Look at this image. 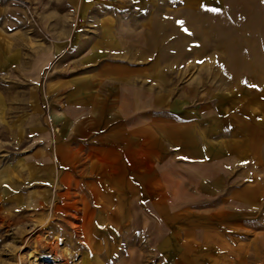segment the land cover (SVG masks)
<instances>
[{"label":"crops","instance_id":"crops-1","mask_svg":"<svg viewBox=\"0 0 264 264\" xmlns=\"http://www.w3.org/2000/svg\"><path fill=\"white\" fill-rule=\"evenodd\" d=\"M253 4L0 0V197L71 208L79 264H264V73L175 51Z\"/></svg>","mask_w":264,"mask_h":264},{"label":"rangeland","instance_id":"rangeland-1","mask_svg":"<svg viewBox=\"0 0 264 264\" xmlns=\"http://www.w3.org/2000/svg\"><path fill=\"white\" fill-rule=\"evenodd\" d=\"M253 5L245 15L233 12L219 17L214 28L207 20L208 26L198 35L191 33L186 44L175 46L176 52L201 57V62L186 61V80L201 73L202 80L218 82L228 73L237 85L245 80L256 84L263 77L264 13ZM5 200L0 197V264L80 263V238L71 208Z\"/></svg>","mask_w":264,"mask_h":264}]
</instances>
